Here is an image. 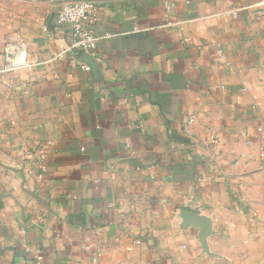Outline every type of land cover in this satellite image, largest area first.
Listing matches in <instances>:
<instances>
[{
	"label": "crops",
	"instance_id": "0c3cea01",
	"mask_svg": "<svg viewBox=\"0 0 264 264\" xmlns=\"http://www.w3.org/2000/svg\"><path fill=\"white\" fill-rule=\"evenodd\" d=\"M75 1L0 0V264H264V0H99L90 71Z\"/></svg>",
	"mask_w": 264,
	"mask_h": 264
},
{
	"label": "built area",
	"instance_id": "2783aa9c",
	"mask_svg": "<svg viewBox=\"0 0 264 264\" xmlns=\"http://www.w3.org/2000/svg\"><path fill=\"white\" fill-rule=\"evenodd\" d=\"M264 2H258L249 6L255 10L258 16H263L261 8ZM99 10V0H77L72 3L64 4L57 14L58 24H67L71 28V38L66 48L62 49L54 57H64L67 54L92 53L101 39L93 29V23L97 20ZM239 9H233L230 12H236ZM176 22L168 21L165 25L171 26ZM51 60V59H50ZM37 62L33 61L28 51L23 47H14L6 45L3 48L2 59L0 62V80L5 74H9L22 69H30ZM84 70L90 71L91 65L85 62L80 63ZM51 145L48 140L37 152L32 154L35 166L40 171V176L46 171L47 148ZM92 243H87L85 248H90ZM34 254L36 264H42L43 256L40 250L26 249ZM98 253L94 252V260L97 259Z\"/></svg>",
	"mask_w": 264,
	"mask_h": 264
},
{
	"label": "water",
	"instance_id": "95a60500",
	"mask_svg": "<svg viewBox=\"0 0 264 264\" xmlns=\"http://www.w3.org/2000/svg\"><path fill=\"white\" fill-rule=\"evenodd\" d=\"M84 59L87 62H89V64L92 66L95 63V60L90 53H85ZM183 216L186 219V221L194 223V224H200L201 226L205 225L204 223H206V222L208 223L207 218H205L204 216H201L199 214H196V213L183 212Z\"/></svg>",
	"mask_w": 264,
	"mask_h": 264
}]
</instances>
